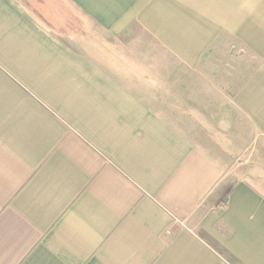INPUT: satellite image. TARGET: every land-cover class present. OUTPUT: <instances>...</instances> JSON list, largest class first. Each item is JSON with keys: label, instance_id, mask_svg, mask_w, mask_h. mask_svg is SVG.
<instances>
[{"label": "crops", "instance_id": "crops-1", "mask_svg": "<svg viewBox=\"0 0 264 264\" xmlns=\"http://www.w3.org/2000/svg\"><path fill=\"white\" fill-rule=\"evenodd\" d=\"M241 1L243 46L240 11L259 4ZM66 7L78 28L51 18ZM229 15L227 0H0V264H231L212 242L264 264L262 186L243 175L216 206L228 162L159 109L160 91L196 88ZM247 40L264 58V32Z\"/></svg>", "mask_w": 264, "mask_h": 264}, {"label": "rangeland", "instance_id": "rangeland-1", "mask_svg": "<svg viewBox=\"0 0 264 264\" xmlns=\"http://www.w3.org/2000/svg\"><path fill=\"white\" fill-rule=\"evenodd\" d=\"M236 1L227 0L230 11L227 45L225 39L221 47L218 45L205 74L196 79L193 91H160L164 106L159 109L184 136L228 162L229 183L246 175L264 189V58H258V52L254 57L253 44L247 40L250 34L258 36L264 32V0H258L257 8L240 11L246 41L243 46L235 38L233 20L238 14L231 11ZM255 10L260 26L252 21ZM51 18L77 28L82 19L70 7L53 11ZM86 28L84 33L98 41L96 31ZM193 76L186 75V82Z\"/></svg>", "mask_w": 264, "mask_h": 264}, {"label": "trees", "instance_id": "trees-1", "mask_svg": "<svg viewBox=\"0 0 264 264\" xmlns=\"http://www.w3.org/2000/svg\"><path fill=\"white\" fill-rule=\"evenodd\" d=\"M234 186H235L234 183H229V182H226L225 184H223L214 198V204L216 206L226 204V200L229 194L231 193V191L233 190ZM212 245L218 248L220 254H222L223 256L227 255L228 261L231 264H240L238 261H236L234 257L228 255V253L225 250L220 249L216 243L212 242Z\"/></svg>", "mask_w": 264, "mask_h": 264}]
</instances>
